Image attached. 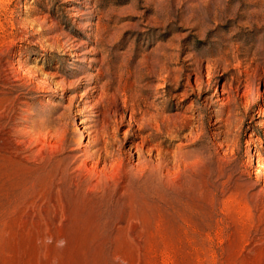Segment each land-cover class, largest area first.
I'll return each mask as SVG.
<instances>
[{
	"label": "rangeland",
	"instance_id": "1",
	"mask_svg": "<svg viewBox=\"0 0 264 264\" xmlns=\"http://www.w3.org/2000/svg\"><path fill=\"white\" fill-rule=\"evenodd\" d=\"M0 264H264V0H0Z\"/></svg>",
	"mask_w": 264,
	"mask_h": 264
},
{
	"label": "bare ground",
	"instance_id": "2",
	"mask_svg": "<svg viewBox=\"0 0 264 264\" xmlns=\"http://www.w3.org/2000/svg\"><path fill=\"white\" fill-rule=\"evenodd\" d=\"M105 113H108L107 115H109V112H105ZM134 115H135V112L132 113V117L130 119L132 122H134L133 121ZM105 117L106 118H104V119H107L106 114H105ZM111 119H110V121H113V118H111ZM123 119L124 118L118 119V120L114 121L113 123H116V125H118L121 122H123ZM107 124L109 125V123H107ZM102 131H104V127L102 128ZM102 131L99 130L97 132V137L98 138L96 140H98V141H96V145L98 143H102L103 144L104 136L102 134ZM106 134H108V133H106ZM109 134H110V132H109ZM105 143H107V144L106 145L104 144V147L98 148L90 156L91 159L97 158V161L95 163L96 166H94V167H91V166H88V165H85V166L83 165V166H79L77 168H74V164L75 163H73V162H68L67 163V161H65L63 163V165L58 166V170H55V168L53 166H55L56 160H55V155H53L50 158L44 159L42 161V164H41V166L39 168L40 171H41V174L43 176H45L46 178H51V184H53L55 187L58 186L60 193H65V194L72 195V196H75V195L79 196V195H82V194H84L86 192L94 193L95 191H98L99 190V187H100L99 174H97V172H96V167L98 165H100L101 163L107 164V162L109 160L115 162V161L121 159L122 154H123L122 150L120 148L116 147L115 144H109L108 143V140ZM142 157H143V155L142 154H139V160ZM151 161H152V159L150 158V159H148L146 161V164L144 163L145 162L144 160H140L139 162L147 165V164L151 163ZM146 168H148V167H146ZM56 172H58V175L59 176L58 175H55ZM59 177H60V181L57 182V179ZM98 195H99V193H98Z\"/></svg>",
	"mask_w": 264,
	"mask_h": 264
}]
</instances>
